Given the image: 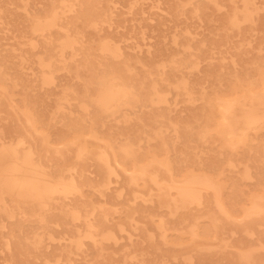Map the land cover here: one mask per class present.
Returning a JSON list of instances; mask_svg holds the SVG:
<instances>
[{
  "label": "bare ground",
  "instance_id": "bare-ground-1",
  "mask_svg": "<svg viewBox=\"0 0 264 264\" xmlns=\"http://www.w3.org/2000/svg\"><path fill=\"white\" fill-rule=\"evenodd\" d=\"M15 1L5 0L16 11ZM18 1L24 16L6 12L11 15L9 31L23 19L22 31L14 34L16 47L0 45V187L8 183L13 186V197L41 203L48 210L49 200L86 199L82 189L92 185L86 178L79 183L76 174L68 177L66 172L76 167L83 177L87 163L96 161L104 178L98 188L93 186L106 202L112 180L121 172L128 178L116 186L119 199H129L124 193L131 186L137 201V185L146 187L148 181L158 187L160 206L171 207L169 195L174 190L181 200V204L174 202L177 210L193 204L207 209L213 197L227 220L244 215L240 223L252 236L256 217L264 215V193L247 209L249 198L240 201V188L251 176L253 158L260 159L257 168L264 171V134L250 133L258 124L264 128V7L254 0H153L149 7L157 10L156 22H150L145 8L140 14L147 22L145 27L158 32L154 50H150L142 47L146 40L143 27L134 24L128 14L137 13V4L149 0H118L129 8L128 13L114 7L116 0ZM126 23L131 29L122 31ZM170 24L172 28L165 29ZM203 27L208 33L199 31ZM257 29L259 38L254 33ZM129 39L134 43H125ZM58 75L71 83L64 86L63 99L81 106L83 114L58 110L56 102L55 110L51 108L53 116L38 114L30 106L36 94L28 86H50ZM179 105L183 109L176 113ZM177 118L206 122L201 133L188 124L185 129H173L183 139L182 146L191 138L199 140L187 152L197 155L202 145L201 153L214 160L186 161L199 173L189 174L180 186L171 164L159 160L150 147L151 160L147 161L143 147L137 146V135L149 130L146 121ZM48 120H54L53 125ZM112 122L125 125L113 126ZM60 127L64 132L57 131ZM153 132L159 144L167 143L162 132ZM44 144L54 148L53 156ZM72 147L78 149L80 162L75 167L69 164ZM226 152L230 154L226 165L234 174L239 173L238 165H245L244 174L225 177L221 156ZM155 163L169 173L171 183L163 185L158 175H152ZM36 165L48 167L57 183L53 175L52 179L39 176ZM22 174L27 178L19 180ZM221 177L225 178L216 181ZM225 184L233 193L227 203L221 195ZM133 211L138 212L137 208ZM89 216L98 219V224L90 225L92 232L97 227L124 230L122 225L107 226L108 210L96 213L89 208L84 218ZM73 219L81 216L76 214ZM211 224L217 227L216 220ZM209 229V225L196 223L193 237L208 238ZM255 250L243 255L248 264H257Z\"/></svg>",
  "mask_w": 264,
  "mask_h": 264
},
{
  "label": "rangeland",
  "instance_id": "rangeland-1",
  "mask_svg": "<svg viewBox=\"0 0 264 264\" xmlns=\"http://www.w3.org/2000/svg\"><path fill=\"white\" fill-rule=\"evenodd\" d=\"M152 2L153 0L138 3L137 13L135 10L133 13H128L129 8L118 0L114 4L118 10H125L133 18L134 24H141L146 39L142 47L150 50H154L158 32L154 33L150 28L145 27L147 22L140 19V14L145 8V14L151 16L150 22L155 23L157 10L149 7ZM254 2L261 8L264 7V0H254ZM14 4L17 6L16 11L15 6L8 5L5 0H0V45L3 47H16L17 40L14 39V34L17 33V30L21 32V26L24 25L23 19H19L18 27L9 31L7 25L11 15L24 16L22 9L18 8L21 5L19 1L16 0ZM7 11L15 12L6 15ZM118 22L117 20V24L120 25ZM171 26L170 24L165 29ZM126 28L130 30L131 25L126 23V27L122 26V31ZM199 31L208 33L209 30L207 27H203ZM254 33L257 38L260 37V29ZM133 40L129 39L125 43H132ZM27 72L32 73L31 71ZM65 81L69 80L63 75H58L50 86H28L30 89L28 91L36 94L31 98L32 104L30 105L36 113L43 112L48 116H53L51 108L55 110V102L58 105V110L69 111L72 109L75 115L84 113L81 111V106L63 99L64 86L71 84ZM182 109L183 106L179 105L175 112H181ZM53 121L48 120V125H53ZM205 123L204 121L182 118L171 121H146L145 124L148 125L149 130L137 135V146L143 147V154L147 161L151 160L148 152V147H150L159 160L171 164L170 167L177 173L175 179L180 186V182L189 174L199 173L198 169L191 168L186 161L194 164L198 160H214L209 158L208 153H201L204 147L202 145H200L197 155L187 152L186 149L194 148L199 140L196 137L191 138V142L182 146L183 139L177 137L173 128L177 126L185 129V125L188 124L195 132L201 133ZM111 125L124 126L125 124L112 122ZM261 126L263 125L258 124V127L251 130L250 133L264 134V128ZM153 130L162 132L161 134L166 136L167 143L160 142L159 144L154 140ZM57 131L64 132V129L60 127ZM38 140L41 142L42 137H39ZM7 142L9 141L7 140ZM44 145L53 156L54 148L52 147L51 150L50 145ZM77 153L78 149L72 147L69 164L73 167L80 164L76 158ZM221 157V168L225 172V177L244 174L245 165H238V174H234L233 170L226 165V161L230 158L228 152ZM259 160V158H253L250 161L251 176L242 182V188H240L242 190L240 201L249 198L248 204L252 203L255 197L264 193V171L257 168L260 166ZM88 161L90 160L88 159ZM97 165L96 161H94V165H90L88 162L83 177H81L82 172L76 167L66 172L68 177L71 174H76L79 183L83 178H86V182L92 185L82 189L86 199H74L70 196L49 200L46 203L47 208H50L48 210L43 207V204L30 199H16L13 197V186L8 183L2 184L3 186L0 187V264H248L242 257L252 248L256 249L254 259L257 264H264V215L256 217L258 224L252 226L251 233L253 235L250 236L244 232V227L240 223L244 215L235 221L227 220L218 211L213 197L207 209L203 208L205 206L193 204L189 208H178L179 210H177L174 202L177 201L181 204V200L174 190L169 195L168 202L171 207L160 206L158 187L148 181L146 187L137 185V201L133 200L135 190H131V186L127 187L124 193L125 197L129 199L122 200L116 196L118 191L116 186L127 181L128 177L121 172L119 178H113L111 188H109L110 196L106 202L95 192L93 186L94 183L98 188L104 178L97 171ZM35 167L39 170V176L52 179L53 175L57 183V178L48 167L38 165ZM150 171L152 175H158L161 184L171 183L169 173L158 163L153 164ZM26 176L22 174L17 177L22 180L27 178ZM225 177L216 179V181ZM7 178L1 177L2 180ZM117 179H119V183ZM223 188L221 195L225 198L224 202L227 203L233 198L231 196L233 193L230 192L229 184L223 185ZM251 207L252 204L248 205L247 209ZM89 208H94L96 213L108 210L110 222L105 221L107 226L122 225L124 230L120 231L119 228L107 230L97 227L92 232L90 225L98 224V219L92 216H89L88 220L84 218ZM134 208H137V213L133 211ZM76 214L81 216L80 220L73 219ZM197 215L200 217L198 218ZM215 220L217 227L211 224ZM196 223L200 226H210L208 238L193 237V225ZM162 225L165 226V230L161 228ZM165 238L168 241H165Z\"/></svg>",
  "mask_w": 264,
  "mask_h": 264
}]
</instances>
